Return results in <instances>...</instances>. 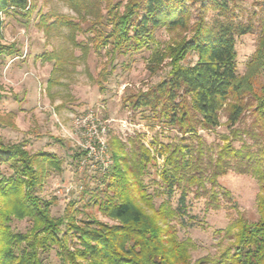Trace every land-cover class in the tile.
Segmentation results:
<instances>
[{
    "label": "trees",
    "instance_id": "16d2710c",
    "mask_svg": "<svg viewBox=\"0 0 264 264\" xmlns=\"http://www.w3.org/2000/svg\"><path fill=\"white\" fill-rule=\"evenodd\" d=\"M62 1L82 18L91 16L95 48L110 47L112 56L148 47L155 42L158 28L172 34L148 63L155 73L169 59V76L126 95L123 103L133 110L148 109L152 115L143 119L172 126L182 134L177 142L164 145L168 155L160 173L165 193L171 196L178 190L180 196L176 207L170 199L156 207L143 182L152 161L150 152L138 138H131L128 147L115 136L111 139L113 164L102 175L104 189L92 193L89 200L113 223L84 213L73 202L61 216H54L55 199L41 197L38 190L51 171H62L61 159L48 151L31 152L25 143L5 142L0 136V163L12 169L9 176L0 177V264H45V256L52 251L59 264H191L189 242L179 239L173 221L185 215L192 193L195 198L206 197L207 207L217 208L218 178L230 170L257 179L258 220H234L227 229L229 244L197 264H264V0L257 1L251 15L239 0ZM34 8L32 0H0V57L20 52L1 40L2 14L28 15ZM49 18L44 15L40 24L67 26L71 32L79 28L67 16L59 15L50 24ZM257 29V49L246 73L239 75L236 38ZM191 52L197 61L184 65ZM53 58L62 65L58 55L45 56ZM259 76L263 83L257 91ZM247 111L250 125L236 127ZM223 112L231 133L222 136L223 145L215 151L199 131L220 126ZM243 134L253 143L243 140L235 147L231 136L241 139ZM25 218L31 223L29 230L15 232L13 220Z\"/></svg>",
    "mask_w": 264,
    "mask_h": 264
},
{
    "label": "rangeland",
    "instance_id": "374dc122",
    "mask_svg": "<svg viewBox=\"0 0 264 264\" xmlns=\"http://www.w3.org/2000/svg\"><path fill=\"white\" fill-rule=\"evenodd\" d=\"M34 10L3 13L1 40L14 44L20 52L15 56L0 57V136L5 142H23L31 152L39 150L56 154L62 161V171H51L44 179L38 194L46 199H55L52 207L54 216H61L66 206L73 202L76 207L90 216L107 223L97 206L90 203L92 193H102L103 174L94 167H80L81 157L78 136L75 134V118L89 108L98 111L105 119H113L111 139L117 137L131 147L129 140L138 138L150 152L149 164L143 182L149 194L154 196L158 207L170 199L176 207L179 191L173 195L165 193L160 182V173L166 167L168 152L164 145L178 141L182 134L172 126L143 119L152 115L148 109L133 110L123 103V98L154 86L169 76L171 67L166 59L155 73L148 68L149 59L157 47H165L172 37L164 27L155 31V42L138 52L109 53L110 47L97 50L92 41L95 32L89 30L91 16L87 19L77 15L62 0H32ZM127 0H113V2ZM246 11L257 9L259 0H239ZM106 2H102L103 7ZM104 12L106 11L103 8ZM44 15H49L50 24L59 15L71 18L79 28L71 32L67 26L47 28L40 24ZM258 23L257 16L254 18ZM259 31L238 36L235 49L236 65L239 75L247 71V64L254 55L259 43ZM55 54L61 58L46 60L45 56ZM197 61L195 52L187 55L184 65ZM58 68V69H57ZM259 91L263 77L256 81ZM126 123V127L122 125ZM251 115L246 112L236 125L248 127ZM227 115L221 114V125L212 130H200L203 140L216 151L223 145L222 136L230 135ZM235 147L243 140L249 144L253 140L247 135L232 137ZM112 155V153H111ZM215 156V154H214ZM12 169L0 163V177L9 176ZM219 206L207 207V198H195L190 194L186 203V213L173 221L177 226L181 241L189 242L191 264L207 256H215L229 244L227 229L239 217L249 222L258 220L256 197L259 184L250 174L228 171L218 178ZM209 187V185H208ZM90 203V204H89ZM85 215H79L82 217ZM28 219H14L15 232L29 230ZM45 264H59L55 252L45 256Z\"/></svg>",
    "mask_w": 264,
    "mask_h": 264
},
{
    "label": "built area",
    "instance_id": "2783aa9c",
    "mask_svg": "<svg viewBox=\"0 0 264 264\" xmlns=\"http://www.w3.org/2000/svg\"><path fill=\"white\" fill-rule=\"evenodd\" d=\"M113 119H105L97 110L89 108L75 118L74 130L80 147V167H94L107 174L113 164L110 133ZM123 126H127L122 122Z\"/></svg>",
    "mask_w": 264,
    "mask_h": 264
}]
</instances>
